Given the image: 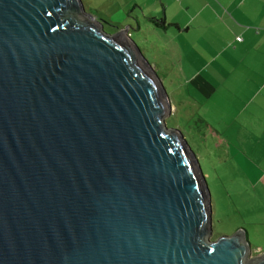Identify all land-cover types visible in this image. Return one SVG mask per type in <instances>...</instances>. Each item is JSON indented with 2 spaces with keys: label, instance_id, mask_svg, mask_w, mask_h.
Listing matches in <instances>:
<instances>
[{
  "label": "water",
  "instance_id": "1",
  "mask_svg": "<svg viewBox=\"0 0 264 264\" xmlns=\"http://www.w3.org/2000/svg\"><path fill=\"white\" fill-rule=\"evenodd\" d=\"M129 25L0 0V264H264L211 198Z\"/></svg>",
  "mask_w": 264,
  "mask_h": 264
},
{
  "label": "crops",
  "instance_id": "2",
  "mask_svg": "<svg viewBox=\"0 0 264 264\" xmlns=\"http://www.w3.org/2000/svg\"><path fill=\"white\" fill-rule=\"evenodd\" d=\"M101 6L100 14L116 19L113 27L129 25V33L143 28L140 21L158 27L149 17L163 18L178 68L191 69L185 84L200 95L197 106L192 90L186 99L201 115L214 110L208 117L221 130L247 137L246 181L264 195V0H105Z\"/></svg>",
  "mask_w": 264,
  "mask_h": 264
},
{
  "label": "rangeland",
  "instance_id": "3",
  "mask_svg": "<svg viewBox=\"0 0 264 264\" xmlns=\"http://www.w3.org/2000/svg\"><path fill=\"white\" fill-rule=\"evenodd\" d=\"M104 1L82 0L86 11L102 19L104 30L113 32L116 28L111 22L116 19L112 16L106 18L100 14ZM106 5L104 8L107 7ZM139 15L144 21L142 14L139 13ZM140 22L143 28L131 32L130 37L162 79V85L169 96L168 100L171 105L169 114L165 116V122L168 127L178 129L179 126L180 129L187 130L185 135L194 149L192 152L195 159L204 172L203 176L211 198L212 232L208 234L209 238L230 234L242 227L248 231L247 240L251 246V254L263 252L264 203L261 198L263 194L257 192L259 186L255 190L246 181L245 175L249 170L245 168L248 157L244 151L247 137L243 133L236 134L235 128H225V130L218 128L213 117H208L209 114L214 113V110L206 116V113L201 115L199 109L191 107L192 103L186 99V96L192 89L185 84L186 75L191 69L178 68L181 64L179 62L178 65L172 56L173 51H171L172 45L169 38L171 33L165 35L161 27H155L149 22L148 24ZM192 93L197 106L200 95L194 90ZM192 115L200 116L209 126L201 125V122L197 120L193 121ZM250 179L258 182L255 176Z\"/></svg>",
  "mask_w": 264,
  "mask_h": 264
},
{
  "label": "trees",
  "instance_id": "4",
  "mask_svg": "<svg viewBox=\"0 0 264 264\" xmlns=\"http://www.w3.org/2000/svg\"><path fill=\"white\" fill-rule=\"evenodd\" d=\"M149 19L152 21V23L153 24H155L156 26H158V27H161V28H165V25H164V21H163V18H161V19H157V18H153V17H149ZM192 118H193V121L194 120H197V121H200L201 122V125H206V127H208L209 125L206 123V121L203 119V118H201L200 116H193L192 115ZM167 123V122H166ZM167 125V124H166ZM168 126V125H167ZM181 132H182V134L184 135V137L186 138V140L188 141V144H189V146H190V149L191 150H193L194 151V149H193V147H192V145L190 144V141L188 140V138L186 137V133H187V130L184 128V129H180L179 128V126L177 127ZM199 163V162H198ZM200 165V164H199ZM202 170V169H201ZM202 172H203V170H202ZM204 173V172H203ZM202 173V174H203ZM204 175V174H203ZM206 181V180H205ZM207 183V182H206ZM255 203H253V205H254ZM239 228H241L242 229V227H239ZM238 229V228H237ZM247 231V230H246ZM248 232V231H247ZM248 239V238H247Z\"/></svg>",
  "mask_w": 264,
  "mask_h": 264
},
{
  "label": "built area",
  "instance_id": "5",
  "mask_svg": "<svg viewBox=\"0 0 264 264\" xmlns=\"http://www.w3.org/2000/svg\"><path fill=\"white\" fill-rule=\"evenodd\" d=\"M236 38H237L238 40H239V39H241V38H240V37H238V36H237Z\"/></svg>",
  "mask_w": 264,
  "mask_h": 264
}]
</instances>
